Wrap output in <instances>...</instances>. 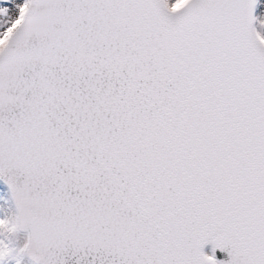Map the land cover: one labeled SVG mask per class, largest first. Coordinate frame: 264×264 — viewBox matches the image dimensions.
I'll return each instance as SVG.
<instances>
[{
    "label": "snow or ice",
    "instance_id": "1",
    "mask_svg": "<svg viewBox=\"0 0 264 264\" xmlns=\"http://www.w3.org/2000/svg\"><path fill=\"white\" fill-rule=\"evenodd\" d=\"M0 178V264H264V0H0Z\"/></svg>",
    "mask_w": 264,
    "mask_h": 264
},
{
    "label": "rangeland",
    "instance_id": "2",
    "mask_svg": "<svg viewBox=\"0 0 264 264\" xmlns=\"http://www.w3.org/2000/svg\"><path fill=\"white\" fill-rule=\"evenodd\" d=\"M12 208L11 200L8 194L7 189L0 183V215H4L5 212H9ZM25 235L21 234L20 242L21 245L25 242ZM206 254H209L206 252ZM24 264H31L28 260H24Z\"/></svg>",
    "mask_w": 264,
    "mask_h": 264
},
{
    "label": "water",
    "instance_id": "3",
    "mask_svg": "<svg viewBox=\"0 0 264 264\" xmlns=\"http://www.w3.org/2000/svg\"><path fill=\"white\" fill-rule=\"evenodd\" d=\"M0 183L7 189L9 197H10V200H11V191H10L8 185L6 183H4L2 178H0ZM205 252H208L209 255L212 254L211 245L206 246ZM216 256H217L218 259H222V260H225V261L230 259V257H228V255H227V253H221V252H219V250H217ZM25 259L30 262V260L28 258H25Z\"/></svg>",
    "mask_w": 264,
    "mask_h": 264
}]
</instances>
